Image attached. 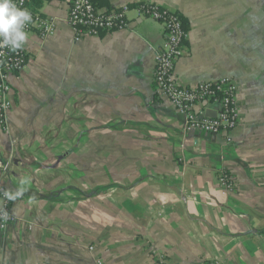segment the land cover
<instances>
[{"label":"crops","instance_id":"1","mask_svg":"<svg viewBox=\"0 0 264 264\" xmlns=\"http://www.w3.org/2000/svg\"><path fill=\"white\" fill-rule=\"evenodd\" d=\"M99 1L183 15L178 81L232 78L240 123L231 141L186 129L154 82L160 21L132 11L128 28L77 42L68 0L50 1L40 13L56 29L29 33L0 124V185L31 178L11 203L18 222L0 228V264H154L153 246L172 264H264V0Z\"/></svg>","mask_w":264,"mask_h":264},{"label":"built area","instance_id":"2","mask_svg":"<svg viewBox=\"0 0 264 264\" xmlns=\"http://www.w3.org/2000/svg\"><path fill=\"white\" fill-rule=\"evenodd\" d=\"M30 0H15L18 7L26 8ZM135 11L140 16L151 17L164 25L165 41L161 48L155 51L154 82L158 92L167 97L173 105L186 116L188 131H202L209 134L223 133L227 141H231V132L240 123V108L237 99L238 86L230 77L216 81L200 82L194 86H186L178 81L175 75L177 60L185 54L184 42L189 37L183 20L177 11L160 6L150 1H140L133 4H122L116 7H100L96 0H68L67 20L71 26L74 39L81 42L91 37H100L105 33L123 30L131 25L129 14ZM33 23L26 31L36 32L40 38H48L56 29L57 19L54 16H44L40 12H31ZM29 57L25 49L10 51L0 48V124L8 129L7 115L13 107L11 77L19 75L28 63ZM218 103L221 108L215 116L205 113V108ZM201 105L203 109H197ZM15 158L10 156L2 164V170L9 172ZM220 183L228 188L232 181L224 171ZM11 191L6 185H0V213L7 212V220H0V228L7 229L9 225L18 222L11 210L12 200L3 193ZM90 250L94 247L90 246ZM154 264H172L153 246ZM101 264V263H100Z\"/></svg>","mask_w":264,"mask_h":264},{"label":"clouds","instance_id":"3","mask_svg":"<svg viewBox=\"0 0 264 264\" xmlns=\"http://www.w3.org/2000/svg\"><path fill=\"white\" fill-rule=\"evenodd\" d=\"M33 23V16L27 8L18 7L15 0H0V48L18 51L24 48L29 39L26 31ZM31 185V178L25 175L20 179L18 190L5 191L3 195L8 200H16L24 195ZM8 213H0V220H7Z\"/></svg>","mask_w":264,"mask_h":264},{"label":"trees","instance_id":"4","mask_svg":"<svg viewBox=\"0 0 264 264\" xmlns=\"http://www.w3.org/2000/svg\"><path fill=\"white\" fill-rule=\"evenodd\" d=\"M50 1H52V0H30L27 4L26 8L28 10H30L31 12H40L41 8L45 5V3L50 2ZM99 4L100 5H107L108 1L107 0H100ZM180 16L183 20V24H184L186 30H189L191 27H190L188 20L183 15L180 14Z\"/></svg>","mask_w":264,"mask_h":264},{"label":"rangeland","instance_id":"5","mask_svg":"<svg viewBox=\"0 0 264 264\" xmlns=\"http://www.w3.org/2000/svg\"><path fill=\"white\" fill-rule=\"evenodd\" d=\"M49 4H50V2H46V3H45V6H47V7H48V5H49Z\"/></svg>","mask_w":264,"mask_h":264}]
</instances>
